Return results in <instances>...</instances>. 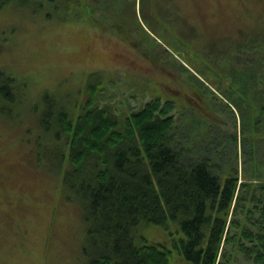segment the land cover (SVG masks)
Here are the masks:
<instances>
[{"label":"trees","instance_id":"16d2710c","mask_svg":"<svg viewBox=\"0 0 264 264\" xmlns=\"http://www.w3.org/2000/svg\"><path fill=\"white\" fill-rule=\"evenodd\" d=\"M184 1L4 0L0 8L14 2L47 18L87 19L151 58L156 39L160 47V38L185 36ZM207 60L187 82L196 92L184 96L206 111L202 92L212 95L229 123L224 107L220 116L199 115L160 96L115 116L99 105L96 84L85 87L77 113L43 94L38 124L53 145L36 159L46 161L65 200L81 208L86 235L77 264H264V29ZM19 80L0 77L7 107L0 113L8 117L18 115L26 94ZM168 221L178 226L172 245L141 236Z\"/></svg>","mask_w":264,"mask_h":264},{"label":"rangeland","instance_id":"374dc122","mask_svg":"<svg viewBox=\"0 0 264 264\" xmlns=\"http://www.w3.org/2000/svg\"><path fill=\"white\" fill-rule=\"evenodd\" d=\"M186 6L181 31L185 36L160 38L169 52L156 39L151 58L100 32L87 19L47 18L14 2L0 8V77L24 81L26 92L19 108L13 109L17 116L0 113V264H77L84 247L81 208L65 200L46 161L39 166L36 159L53 145L38 124L44 93L60 98L75 113L88 97L85 87L96 84L101 88L99 105L119 117L141 109L155 96L199 115H221L223 104L204 92L206 111L190 95L195 102L188 104L184 95H194L196 89L187 82L190 74H199L196 70L203 73L207 53L223 54L246 35L264 29V0H188ZM0 107L7 108L2 102ZM228 113L226 109L222 115L226 123L231 120ZM226 123L222 129L228 131ZM166 224L149 225L141 236L172 245L179 238L178 226Z\"/></svg>","mask_w":264,"mask_h":264}]
</instances>
